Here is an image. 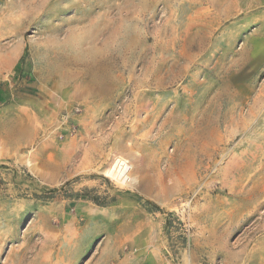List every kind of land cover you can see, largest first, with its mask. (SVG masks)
Instances as JSON below:
<instances>
[{"label": "rangeland", "instance_id": "374dc122", "mask_svg": "<svg viewBox=\"0 0 264 264\" xmlns=\"http://www.w3.org/2000/svg\"><path fill=\"white\" fill-rule=\"evenodd\" d=\"M0 264H264V0H0Z\"/></svg>", "mask_w": 264, "mask_h": 264}, {"label": "bare ground", "instance_id": "6f19581e", "mask_svg": "<svg viewBox=\"0 0 264 264\" xmlns=\"http://www.w3.org/2000/svg\"><path fill=\"white\" fill-rule=\"evenodd\" d=\"M25 161H26V164H27V166L29 167L31 163H30L29 161H27V160H25ZM110 173H111V171H110V170H109V171H106V174H108V175H109Z\"/></svg>", "mask_w": 264, "mask_h": 264}]
</instances>
